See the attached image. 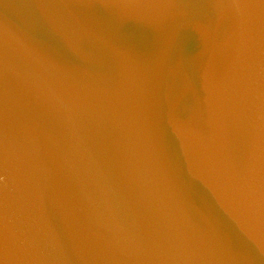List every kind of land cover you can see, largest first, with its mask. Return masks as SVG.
Segmentation results:
<instances>
[{
  "label": "water",
  "instance_id": "1",
  "mask_svg": "<svg viewBox=\"0 0 264 264\" xmlns=\"http://www.w3.org/2000/svg\"><path fill=\"white\" fill-rule=\"evenodd\" d=\"M0 264H264V0H0Z\"/></svg>",
  "mask_w": 264,
  "mask_h": 264
}]
</instances>
